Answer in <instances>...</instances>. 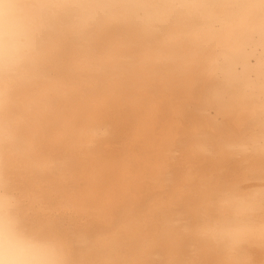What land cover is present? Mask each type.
<instances>
[{
	"label": "bare ground",
	"instance_id": "1",
	"mask_svg": "<svg viewBox=\"0 0 264 264\" xmlns=\"http://www.w3.org/2000/svg\"><path fill=\"white\" fill-rule=\"evenodd\" d=\"M35 2L84 7L66 23L41 13L46 40L30 73L39 87L24 96L15 77L0 84V214L14 221L22 203L39 233L23 237L57 246L68 264H264V161L230 149L238 121L222 107L229 90L258 95L264 46L244 8L171 7L251 0ZM142 3L156 7L88 6ZM33 47L31 37L16 36L11 66L23 67ZM225 187L256 192L249 248L188 238L177 223L218 202Z\"/></svg>",
	"mask_w": 264,
	"mask_h": 264
},
{
	"label": "snow or ice",
	"instance_id": "2",
	"mask_svg": "<svg viewBox=\"0 0 264 264\" xmlns=\"http://www.w3.org/2000/svg\"><path fill=\"white\" fill-rule=\"evenodd\" d=\"M101 9H114L122 7H137L150 9L156 7L154 4L142 3L137 5H120V4H98L88 5ZM17 7V0H0V21L6 17L12 18V14ZM43 8L51 12V18L56 19L61 23L71 22V10L84 7L81 4L75 3H44ZM171 7L178 8H197L202 10H210L216 8H232L239 7L248 10L252 14L255 29L258 32L259 40L264 46V0H251L245 4H230V3H186L172 5ZM204 21L205 15L197 18H189L186 22L193 20ZM49 22L48 17L34 16L29 19V22L24 27H19L16 36H28L33 39L34 47L29 53L25 65L21 68L10 66L8 69L0 68V84L5 85L15 83L13 77L18 79L22 95H29L33 89L39 87L34 77L30 75L39 66L40 46L46 40L45 27ZM144 39L152 42L155 40V34L146 32ZM213 86L211 82L206 83V87ZM228 87L227 85H224ZM258 103V112L256 104ZM226 110L233 114L238 121L237 130L229 129L231 136L230 149L239 154L259 152L262 161H264V74L261 76L258 95L252 93L250 95H238L230 90L226 93V99L222 104ZM243 145V153L239 151ZM3 177L0 176V179ZM261 188L259 189V213L260 223L258 228V237L261 247H264V164L261 167ZM256 192L253 191L247 194H241L239 187H225L220 193L218 202L197 209L194 213H189L178 224L185 226L182 233L191 239L210 238L217 241L227 240L230 244L239 249H246L254 245L256 240V232L252 228L251 217L247 214L251 211L249 208V199L254 198ZM247 197V198H246ZM179 214L180 210H176ZM14 223L21 233H30L38 235L33 223L29 220L26 213L23 211L22 203L15 212ZM68 264V262H67Z\"/></svg>",
	"mask_w": 264,
	"mask_h": 264
},
{
	"label": "clouds",
	"instance_id": "3",
	"mask_svg": "<svg viewBox=\"0 0 264 264\" xmlns=\"http://www.w3.org/2000/svg\"><path fill=\"white\" fill-rule=\"evenodd\" d=\"M43 3L35 0H18L12 18L6 17L0 21V68L8 69L12 40L19 27L13 22V17L40 16L46 10ZM0 264H67L61 249L51 244H37L26 240L17 229L11 216L0 214Z\"/></svg>",
	"mask_w": 264,
	"mask_h": 264
}]
</instances>
